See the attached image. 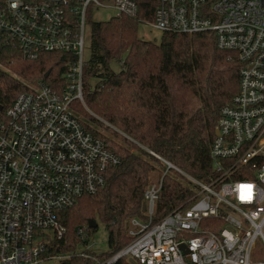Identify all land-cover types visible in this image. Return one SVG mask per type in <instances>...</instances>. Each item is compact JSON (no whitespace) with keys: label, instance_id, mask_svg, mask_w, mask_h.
<instances>
[{"label":"built area","instance_id":"built-area-1","mask_svg":"<svg viewBox=\"0 0 264 264\" xmlns=\"http://www.w3.org/2000/svg\"><path fill=\"white\" fill-rule=\"evenodd\" d=\"M146 2L0 0V47L13 43L26 59L55 51L76 56L64 92L43 81L28 84L1 110L0 264H264L252 261L257 240L264 244V0L152 1L141 23L162 33L211 31L217 46L236 51L241 61L239 89L221 107L215 127L213 176L197 178L143 146L167 169L146 187L143 215L128 220L130 241L112 254L90 252L92 228L86 223L77 228L75 249L54 251L67 232L59 212L103 187L107 172L121 161L72 105L78 99L88 109L87 25L98 8L138 18ZM170 171L193 193L186 204L157 217Z\"/></svg>","mask_w":264,"mask_h":264},{"label":"trees","instance_id":"trees-1","mask_svg":"<svg viewBox=\"0 0 264 264\" xmlns=\"http://www.w3.org/2000/svg\"><path fill=\"white\" fill-rule=\"evenodd\" d=\"M152 1L141 7L138 18L122 15L91 22L83 96L94 114L78 99L72 105L81 119L84 116L93 122L84 124L121 161L107 172L103 187L59 212L67 232L56 242L55 252L75 249L77 228L89 219L106 225L109 249L105 254L130 241L128 219L143 215L145 189L153 181V172L163 165L143 146L197 178L208 181L213 176L210 148L215 127L221 107L239 89L241 61L236 51L220 49L211 31L163 32L159 41L141 38L140 17ZM75 60L66 51L26 59L13 43L0 47V106L5 110L29 89L28 83L43 81L57 93L64 92L65 73ZM100 118L110 125L105 126ZM192 193L177 174H166L157 217L186 204Z\"/></svg>","mask_w":264,"mask_h":264},{"label":"rangeland","instance_id":"rangeland-1","mask_svg":"<svg viewBox=\"0 0 264 264\" xmlns=\"http://www.w3.org/2000/svg\"><path fill=\"white\" fill-rule=\"evenodd\" d=\"M112 17H114L113 11L109 10V9H105V8H102V9L98 8L93 13V19H94V21H97V22L98 21H106ZM138 32H139L140 37L145 39V40H157V41H159L160 37L162 35V32L160 30L152 27L149 23H140ZM90 42H91V26L87 25V28H86V45H87L86 57H88V55H89ZM114 68L118 70L119 65H115ZM28 84H30V83H28ZM82 105L89 113L94 114V112L92 110H90L89 108L87 109L84 104H82ZM100 119L103 120L102 118H100ZM82 121L84 123H91L93 125V122H91L89 119H87L84 116H82ZM103 123L105 126L110 125L105 120H103ZM94 126H96V125H94ZM100 129H101V131H103L104 133H107L109 135L110 132L106 128L100 127ZM112 137H113V135H112ZM158 167H159V169H157L155 172H153V178H152L153 181H157L158 178L161 176L160 173L166 171V169H167L166 165H162V164H159ZM170 173H171V171L168 172V174H170ZM97 222H98L97 229L95 231L91 232V235H90V239H89L90 248H88V250L90 252L99 254V253L106 252L109 249V244H108V231L106 229V225L103 222H101L100 220H97ZM263 245L264 244H263L262 239L259 238L256 242L255 250L252 254V261L253 262H259V261L264 262ZM55 263H56L55 259H48V260H46V262L44 264H55Z\"/></svg>","mask_w":264,"mask_h":264},{"label":"water","instance_id":"water-1","mask_svg":"<svg viewBox=\"0 0 264 264\" xmlns=\"http://www.w3.org/2000/svg\"><path fill=\"white\" fill-rule=\"evenodd\" d=\"M49 74H50V70L47 71V72L45 73V77H48ZM0 110H2V107H1V106H0ZM216 133H217V131H216ZM143 209H144V207H143ZM88 224H89V226H90L91 228H96L97 225H98V222H97V220H95V219H89ZM182 247L185 248L184 245H182Z\"/></svg>","mask_w":264,"mask_h":264}]
</instances>
